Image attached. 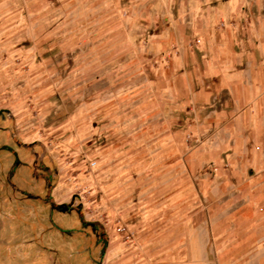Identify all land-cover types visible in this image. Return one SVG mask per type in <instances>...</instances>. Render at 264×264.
<instances>
[{
  "label": "rangeland",
  "instance_id": "374dc122",
  "mask_svg": "<svg viewBox=\"0 0 264 264\" xmlns=\"http://www.w3.org/2000/svg\"><path fill=\"white\" fill-rule=\"evenodd\" d=\"M212 2L0 0V264H264V154L241 172L193 157L191 195L153 194L169 171L146 168L165 131L200 132L179 75ZM173 194L161 248H140Z\"/></svg>",
  "mask_w": 264,
  "mask_h": 264
},
{
  "label": "crops",
  "instance_id": "0c3cea01",
  "mask_svg": "<svg viewBox=\"0 0 264 264\" xmlns=\"http://www.w3.org/2000/svg\"><path fill=\"white\" fill-rule=\"evenodd\" d=\"M207 10L205 23L200 21L205 31L202 29L200 36L195 37L189 46L191 52L194 48L200 51V59L198 63L195 61V66L184 68L183 75H179L185 80V100L182 103L189 106L190 112L201 115L197 116L201 123L200 132L195 135L190 130L181 135L168 129L161 135L166 140L155 149L157 151L146 168L169 172L157 174L154 180L158 187L153 189V194L162 196L178 184L187 186L191 195L189 185L193 157L201 169H206L209 160L218 163L217 167L211 168L213 172L223 168L224 171L237 169L241 172L251 167L258 169L262 164V161H255L254 155L257 152L264 154V0H216L209 4ZM216 22L220 25L216 26ZM183 50L186 57L188 48L185 40ZM171 91L168 94L171 98L167 101L169 107L176 104L175 88L172 87ZM179 136L188 138L189 144L177 141ZM258 145L259 151L255 149ZM177 154L182 155L178 158ZM197 154L210 157L197 158ZM164 155L168 156L164 158ZM181 168L187 171L183 177L175 173ZM175 198V194L162 198L151 211V217L156 221L153 220L155 223L145 233L150 231L154 235L142 242L140 248L145 244H152V249L161 248V234L169 232L171 227L162 232L161 228L176 216L171 213L177 206ZM145 233H141L142 237Z\"/></svg>",
  "mask_w": 264,
  "mask_h": 264
},
{
  "label": "water",
  "instance_id": "95a60500",
  "mask_svg": "<svg viewBox=\"0 0 264 264\" xmlns=\"http://www.w3.org/2000/svg\"><path fill=\"white\" fill-rule=\"evenodd\" d=\"M59 209H61V211H64L67 209V206L66 205H58L57 206Z\"/></svg>",
  "mask_w": 264,
  "mask_h": 264
},
{
  "label": "flooded vegetation",
  "instance_id": "af4514ba",
  "mask_svg": "<svg viewBox=\"0 0 264 264\" xmlns=\"http://www.w3.org/2000/svg\"><path fill=\"white\" fill-rule=\"evenodd\" d=\"M57 208H58V207H57ZM60 210H61V209H60ZM69 210H70V206H68L67 209L64 210L63 212H66V211H69ZM90 227H91L92 229H94L92 225H91Z\"/></svg>",
  "mask_w": 264,
  "mask_h": 264
},
{
  "label": "built area",
  "instance_id": "2783aa9c",
  "mask_svg": "<svg viewBox=\"0 0 264 264\" xmlns=\"http://www.w3.org/2000/svg\"><path fill=\"white\" fill-rule=\"evenodd\" d=\"M122 230L125 231V228H123Z\"/></svg>",
  "mask_w": 264,
  "mask_h": 264
}]
</instances>
